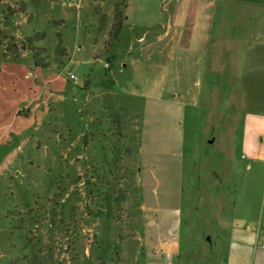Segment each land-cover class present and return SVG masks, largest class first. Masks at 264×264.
Instances as JSON below:
<instances>
[{
  "label": "rangeland",
  "instance_id": "obj_1",
  "mask_svg": "<svg viewBox=\"0 0 264 264\" xmlns=\"http://www.w3.org/2000/svg\"><path fill=\"white\" fill-rule=\"evenodd\" d=\"M125 2L0 0V264H264V0Z\"/></svg>",
  "mask_w": 264,
  "mask_h": 264
},
{
  "label": "crops",
  "instance_id": "obj_2",
  "mask_svg": "<svg viewBox=\"0 0 264 264\" xmlns=\"http://www.w3.org/2000/svg\"><path fill=\"white\" fill-rule=\"evenodd\" d=\"M125 1H126L125 3L127 5V8H130L132 5L135 4V1H137V0H125ZM143 1H144L142 3V5H143L142 7H144L143 9L159 10L163 6V9L165 10V12H167L168 17H166L164 19V17H161V14L157 13V12L153 13V15H149V16L143 15L142 17H146V19L143 20L142 22H139L141 25H144L145 23H147L146 20H148L149 17L151 16V17H153L152 18L153 20L154 19L156 20L154 25H159L160 28L157 27L154 29L145 30L144 32H142V34L138 35L137 41L139 43L145 42L147 40L148 35L152 34L150 39H155V42L167 41L168 43H172V36H174V35L176 36L177 35L176 33H178V31L177 32L175 31V34H174V31H172V20L175 19L177 22V20H179L182 17V15L185 14L183 9L187 8L186 4L187 3L189 4V2H193V4L196 5V9L199 10L200 8H206L205 5L207 3L208 4L212 3L213 0H209L210 2H207V0H143ZM115 5L111 3L110 4L111 8H109V9L111 10L113 20L115 18V21H116V17H115V8L116 7H115ZM198 14H200V13H198ZM187 18H186V22H187ZM130 19H132L131 15H128V16L125 15V20L123 22L122 27L125 26L129 22ZM162 21L168 22L166 27L163 26L164 23H162ZM199 21H200V18H197L195 25H200L201 22H199ZM132 23L135 24L138 22L135 20ZM154 27H156V26H154ZM187 32L188 31L185 29H182L180 31L179 35L181 36V40H183L184 37L187 38V36H186ZM131 37H132V35L130 34V38ZM190 38H191L190 41L193 40V32L192 33L190 32ZM35 66H36V68L34 69V73L36 74V77H35L36 82L33 83V88H32L33 94H31V98H33V100L37 101L43 97V100L47 103L48 100L44 98V94H43L44 91L42 90L40 84L38 83L39 79L41 78L43 83L45 81H51L52 80V84H55V86L59 85V84L55 81V74L52 75V78H50L47 75L49 73L48 72V69L50 68L49 65L43 66V65H37L35 63ZM39 66H42V69H40ZM30 69H32V68H30ZM28 73L29 72H27V74ZM0 74H1V72H0ZM31 75L32 74H28L27 76H31ZM29 80H30V82H32V77H30ZM50 83L51 82H49L48 85H50ZM46 89H47V87H46ZM50 93L51 92L47 93L48 98H49ZM17 112H18V109L13 111V114L16 118H18L19 116L22 115V113H20V112L17 113ZM17 133H18V131H17ZM17 133H14V136H16ZM7 139L8 140L11 139V136L8 137Z\"/></svg>",
  "mask_w": 264,
  "mask_h": 264
},
{
  "label": "trees",
  "instance_id": "obj_3",
  "mask_svg": "<svg viewBox=\"0 0 264 264\" xmlns=\"http://www.w3.org/2000/svg\"><path fill=\"white\" fill-rule=\"evenodd\" d=\"M115 16H116V25H117L116 26V35H117L119 33L120 29L122 28L124 19H123V14L118 9L115 10ZM29 40L32 41L31 39H29ZM22 48H24V47H22ZM36 64L40 65L37 61H36Z\"/></svg>",
  "mask_w": 264,
  "mask_h": 264
},
{
  "label": "water",
  "instance_id": "obj_4",
  "mask_svg": "<svg viewBox=\"0 0 264 264\" xmlns=\"http://www.w3.org/2000/svg\"><path fill=\"white\" fill-rule=\"evenodd\" d=\"M88 139H89V135L87 134V135H85V138H84V147L87 146V144H88ZM211 142H212V140H211Z\"/></svg>",
  "mask_w": 264,
  "mask_h": 264
},
{
  "label": "built area",
  "instance_id": "obj_5",
  "mask_svg": "<svg viewBox=\"0 0 264 264\" xmlns=\"http://www.w3.org/2000/svg\"><path fill=\"white\" fill-rule=\"evenodd\" d=\"M71 78H72V79H76V77H75L73 74H71Z\"/></svg>",
  "mask_w": 264,
  "mask_h": 264
}]
</instances>
